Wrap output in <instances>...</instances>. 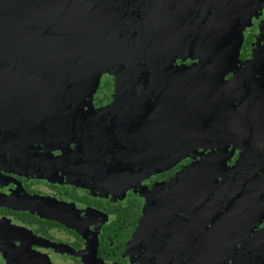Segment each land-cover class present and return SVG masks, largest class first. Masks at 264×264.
I'll list each match as a JSON object with an SVG mask.
<instances>
[{
  "label": "flooded vegetation",
  "instance_id": "flooded-vegetation-1",
  "mask_svg": "<svg viewBox=\"0 0 264 264\" xmlns=\"http://www.w3.org/2000/svg\"><path fill=\"white\" fill-rule=\"evenodd\" d=\"M112 3L122 35L185 52L0 116V264H264V0ZM100 57L57 79L84 89Z\"/></svg>",
  "mask_w": 264,
  "mask_h": 264
},
{
  "label": "water",
  "instance_id": "water-1",
  "mask_svg": "<svg viewBox=\"0 0 264 264\" xmlns=\"http://www.w3.org/2000/svg\"><path fill=\"white\" fill-rule=\"evenodd\" d=\"M114 1L0 0V116L55 106L56 102L74 99L78 91L92 96L102 74L113 67L128 63L137 69L141 62L165 59L163 53L171 50L185 52L184 43L152 41L147 34L144 39H138L137 33L122 35L112 24ZM189 46L204 52L202 42L193 41ZM212 50L239 51L236 46L216 43ZM79 52L101 55L87 67L86 90L78 89L84 72L62 82L56 76L63 67L70 68L68 65ZM5 60L7 65L2 64ZM30 71L50 72L51 78ZM165 164L160 165L161 171L168 168ZM186 178L183 173L176 181L185 183Z\"/></svg>",
  "mask_w": 264,
  "mask_h": 264
}]
</instances>
